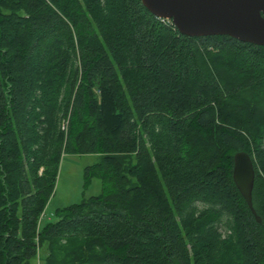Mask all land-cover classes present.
Returning a JSON list of instances; mask_svg holds the SVG:
<instances>
[{
    "label": "trees",
    "instance_id": "1",
    "mask_svg": "<svg viewBox=\"0 0 264 264\" xmlns=\"http://www.w3.org/2000/svg\"><path fill=\"white\" fill-rule=\"evenodd\" d=\"M83 154L101 193L42 223ZM0 264H264V45L141 0H0Z\"/></svg>",
    "mask_w": 264,
    "mask_h": 264
},
{
    "label": "water",
    "instance_id": "2",
    "mask_svg": "<svg viewBox=\"0 0 264 264\" xmlns=\"http://www.w3.org/2000/svg\"><path fill=\"white\" fill-rule=\"evenodd\" d=\"M158 18L168 19L179 33L200 37L227 35L238 41L264 45V0H141ZM254 166L249 154L233 156L232 179L251 212Z\"/></svg>",
    "mask_w": 264,
    "mask_h": 264
},
{
    "label": "rangeland",
    "instance_id": "3",
    "mask_svg": "<svg viewBox=\"0 0 264 264\" xmlns=\"http://www.w3.org/2000/svg\"><path fill=\"white\" fill-rule=\"evenodd\" d=\"M95 160L96 156L92 154L65 155L62 158L54 193L46 205L42 223L55 221L57 219L56 209L79 203L84 198L101 193V180L94 177L86 183L83 175L84 168L93 164Z\"/></svg>",
    "mask_w": 264,
    "mask_h": 264
},
{
    "label": "built area",
    "instance_id": "4",
    "mask_svg": "<svg viewBox=\"0 0 264 264\" xmlns=\"http://www.w3.org/2000/svg\"><path fill=\"white\" fill-rule=\"evenodd\" d=\"M168 20V19H167ZM168 21H170V20H168Z\"/></svg>",
    "mask_w": 264,
    "mask_h": 264
}]
</instances>
